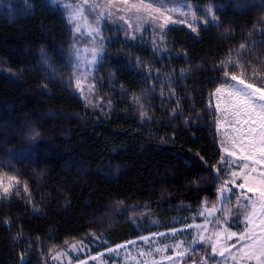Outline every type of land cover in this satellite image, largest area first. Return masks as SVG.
Wrapping results in <instances>:
<instances>
[{"label": "trees", "instance_id": "trees-1", "mask_svg": "<svg viewBox=\"0 0 264 264\" xmlns=\"http://www.w3.org/2000/svg\"><path fill=\"white\" fill-rule=\"evenodd\" d=\"M189 1L218 22L172 26L159 45L116 33L85 93L63 9L0 0V264L163 243L218 206L232 169L216 93L233 75L264 89V0Z\"/></svg>", "mask_w": 264, "mask_h": 264}, {"label": "rangeland", "instance_id": "rangeland-1", "mask_svg": "<svg viewBox=\"0 0 264 264\" xmlns=\"http://www.w3.org/2000/svg\"><path fill=\"white\" fill-rule=\"evenodd\" d=\"M50 1L63 9L72 27L73 63L80 71L75 80L85 83L82 84L86 87L85 93L90 87V81L86 84L85 78L93 75L105 43L116 38V33L131 40L146 36L162 44L165 33L172 26L198 28L218 22L216 5L198 7L189 0ZM241 81L231 78V84L216 93L221 113L222 148L227 166L232 169L217 207L203 210L190 226L174 231L173 237L163 243L161 237H147L118 247L113 252L76 263V258L89 255L88 252L92 251L80 243L57 254L55 264H199L185 262L186 254L199 245L209 247L214 257L213 260L204 258L202 264H213L217 259L219 264H264V255L261 254L264 248V197L259 195V191L248 190L249 187L264 190V183L261 182L264 181V176H261L264 173V156L248 148L247 153L252 158L242 159L239 148L234 144V141L239 143L240 135L247 136L246 132L238 130L249 127V124L237 122L246 118L243 114L237 115L241 112V107H238L241 97L237 90L252 93V103L256 106L264 104V100H260V93L255 91L261 88H249L247 86L250 84ZM259 111V107H256V112ZM251 127L258 128V123L251 124ZM230 152L235 155H229ZM234 172L238 175L233 176ZM246 176L249 177L248 183L243 188L239 187ZM6 184L10 187L14 181L8 180ZM233 194H236L235 198Z\"/></svg>", "mask_w": 264, "mask_h": 264}, {"label": "snow or ice", "instance_id": "snow-or-ice-1", "mask_svg": "<svg viewBox=\"0 0 264 264\" xmlns=\"http://www.w3.org/2000/svg\"><path fill=\"white\" fill-rule=\"evenodd\" d=\"M127 2V0H125ZM209 13L212 12L211 9L208 10ZM215 18V17H213ZM195 30V29H193ZM243 47V45L241 46ZM232 79H237L236 76H232ZM243 83V81H241ZM247 87L251 88L252 85H248ZM256 92L260 93L259 99L264 100V90L255 89ZM237 92L240 94L241 99L238 100V107H241V112H238L237 115H245V119L243 121H237L238 123L249 124L247 129L238 130L240 132H246L247 136L240 135L238 137L239 143L237 144L234 141V144L239 148L241 152L242 159H251L252 156L247 153V149L251 148L253 151H259L262 156H264V104H260L258 106L252 103L254 97L252 93L246 92L243 89H238ZM256 107H259V113L256 112ZM258 128L251 127V124H257ZM258 133V135H257ZM38 135V133L36 134ZM258 145V147H257ZM229 155H235V153L230 152ZM259 162V161H258ZM243 167H247L244 165ZM254 171V169H253ZM238 173H233V176H237ZM261 176H264V173H261ZM249 177H244V183L239 185V187L243 188L245 184L248 183ZM264 183V181H261ZM249 191H259V195L264 197V190H257L249 187ZM236 194H233V198H235ZM234 235V234H233ZM223 253H221L222 255ZM261 254L264 255V248L261 249Z\"/></svg>", "mask_w": 264, "mask_h": 264}]
</instances>
